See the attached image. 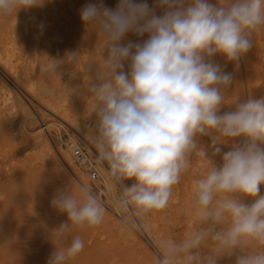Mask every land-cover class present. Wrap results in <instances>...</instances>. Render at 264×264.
Returning <instances> with one entry per match:
<instances>
[{"label":"clouds","instance_id":"clouds-1","mask_svg":"<svg viewBox=\"0 0 264 264\" xmlns=\"http://www.w3.org/2000/svg\"><path fill=\"white\" fill-rule=\"evenodd\" d=\"M48 2L0 0V16ZM80 19L98 55L87 66L90 140L120 189L112 203L121 230L135 229L130 217L167 208L195 158L202 166L189 194L192 226L156 236L152 264H264V96L229 99L233 76L213 60L238 63L249 52L264 29V0H94ZM81 54L47 56L41 70L75 67ZM51 205L67 222L50 232L61 246L54 243L47 264H70L85 244L75 235L65 245L67 234L100 226L106 207L87 185L57 190Z\"/></svg>","mask_w":264,"mask_h":264},{"label":"rangeland","instance_id":"rangeland-1","mask_svg":"<svg viewBox=\"0 0 264 264\" xmlns=\"http://www.w3.org/2000/svg\"><path fill=\"white\" fill-rule=\"evenodd\" d=\"M89 2L94 0H50L48 5L45 4L46 8L43 6L20 10V15L17 14L16 18L15 14L11 17L0 16L2 39L8 40L10 38L8 36L16 37L18 31H21L20 37L22 35L26 38L29 35L24 41L38 43L25 45L27 49L19 45L20 48L18 47L17 50L15 44L14 52L16 54L19 51L18 54H21L22 58L16 60L13 58V68L23 82L45 94L58 97L62 106L70 107L88 123L92 115V101L87 91V66L98 59L97 50H94L95 33L90 32L93 29L88 30L80 19V9ZM103 2L109 7H114L118 0H103ZM146 2L152 6L155 0H146ZM74 18L76 21L73 23ZM16 22L17 32H15ZM43 23V28L39 29ZM50 26L52 29L49 28ZM28 31L32 36L27 33ZM16 38L19 41L18 35ZM128 39L136 41L137 37L130 34ZM141 39H146V36ZM253 41V47L238 63L229 62L221 55L213 58L214 62L221 65L223 71L233 76L234 83L229 89V99L236 95H241L243 99L249 96L254 98L264 96V29L254 34ZM44 48H47L46 51ZM73 51H82L80 62L75 67L62 65L55 74L41 70L48 62V57L62 59L66 53ZM0 78L10 86L12 96L14 95L12 99H21L34 114L38 120L35 125L42 128L40 132L39 130L34 132L44 134L54 154L65 165V168L58 166L53 158L43 152L37 140L30 141L29 136L34 135V132L30 134L23 130L19 122V112L17 109L11 112L6 109L7 106L3 104L0 92V264H47L49 256L55 250L54 243L57 247L61 246V242L55 239L54 234L52 242L50 232L67 222L66 214L53 208L51 200L57 190L68 185L73 189L87 185L106 207L105 220L100 226L91 229H73L67 234V239L63 242L65 245L70 243L71 237L75 235H80L85 244L83 251L70 264H152L155 248L141 219L130 217L136 223L135 229L131 232L121 230V214L114 209L112 203L114 197L119 196V187L114 184L113 192L98 187L107 166L98 161V153L93 143L81 136L75 124L47 110L32 93L25 90L21 82L1 66ZM227 110L229 108L226 105L222 112ZM53 124L60 130L56 131ZM72 139L76 143L69 146L68 142ZM201 143L207 146L209 139L203 137ZM74 148H79L85 153L91 160V165L78 163L72 155ZM227 150V147L223 148V151ZM63 152L70 155L74 168H69L65 164ZM215 162L220 163L219 156L215 158ZM92 165L98 172V176L93 180L86 174V166ZM201 166L202 162L194 158L191 169L188 174L186 173L192 178L189 176L187 178L184 174L181 182L174 188L169 206L146 219L155 231L158 230V236L178 235L191 228L188 211L189 194L198 176L196 172L200 171ZM220 264H231V258H223Z\"/></svg>","mask_w":264,"mask_h":264},{"label":"bare ground","instance_id":"bare-ground-1","mask_svg":"<svg viewBox=\"0 0 264 264\" xmlns=\"http://www.w3.org/2000/svg\"><path fill=\"white\" fill-rule=\"evenodd\" d=\"M50 1V0H49ZM54 1V0H53ZM48 5V4H47ZM54 5V4H53ZM74 6V5H73ZM60 7V6H59ZM46 8V6L44 7ZM65 8V6H64ZM66 10V9H65ZM72 10V9H71ZM77 10V9H76ZM64 11V10H63ZM74 11V10H73ZM23 12V11H22ZM21 12V13H22ZM32 12V10H31ZM37 13V12H36ZM68 13V12H67ZM66 13V14H67ZM19 16L20 13L18 12L17 13ZM24 14V12L22 13ZM28 14V13H26ZM49 14V12H48ZM29 15V14H28ZM45 15V14H44ZM47 16V15H46ZM70 16V14H69ZM72 16V15H71ZM11 17V15H10ZM9 17V19H10ZM23 18V17H22ZM54 18V17H53ZM61 18V17H60ZM46 19L48 20V16L46 17ZM45 18L43 19L44 21L46 20ZM75 19V18H74ZM15 20V19H14ZM42 20V19H41ZM62 20V19H61ZM67 20V18H66ZM3 21V19H2ZM1 21V23H2ZM12 21H13V18H12ZM51 21V20H50ZM70 22H72L71 20H69ZM75 20H73V23H74ZM18 22V21H17ZM17 22H16V25H17ZM19 22H20V18H19ZM33 22V21H32ZM42 22V21H41ZM61 22V21H60ZM15 24V21L13 22ZM63 23H64V20H63ZM28 24V23H27ZM52 24V22H51ZM70 24V23H69ZM72 24V23H71ZM35 25H36V22H35ZM22 26V25H21ZM43 26H44V23H43ZM1 27V26H0ZM10 27V26H9ZM32 27H34L32 25ZM26 28V26H25ZM36 28V27H35ZM50 29H54V24L51 28V26L49 27ZM3 29V28H1ZM19 29H20V25H19ZM22 29V27H21ZM32 29V28H31ZM40 29V27H39ZM78 29V28H77ZM18 30V25H17V29L15 32H17ZM1 31V30H0ZM8 31V30H7ZM44 31V29H43ZM93 31V30H92ZM19 34L18 37H19V41L17 40V35L16 37L14 36H8L10 37L8 40H6L5 38L2 39V37L0 36V66L5 68L7 71L10 72V74L12 75V77H14L18 82H21L22 85L24 86L25 90H27L28 92L32 93L35 98H37L40 103H42L44 106H46V109L49 110L50 112H52L53 114H55L56 116H62L64 117L67 121L75 124L76 128L79 130L81 136L87 140V141H90V137L93 135V131L89 128V123L87 121H84L82 120L74 111L73 109L71 110L70 107L68 106H62L60 104V101H59V98L56 97V96H53L52 94H45V92L43 91H39V90H36L34 89L31 85H28L26 84V82L24 83L22 78H20V75L14 70V65H13V61L14 59H19L21 57V54H18L14 52V48H15V44H16V50L17 48L21 45L22 47L25 45L26 46H29V45H37L38 43L37 42H31V41H26L27 38L29 37H20V33L21 31H18ZM33 32V31H32ZM36 32V30H35ZM42 32V31H41ZM77 32V31H76ZM12 33V32H11ZM28 34L30 33L29 31L27 32ZM89 33V32H88ZM4 34V33H3ZM24 34V33H23ZM48 34H49V31H48ZM5 35V34H4ZM8 35V34H7ZM11 35V34H10ZM15 35V33H14ZM31 35V33H30ZM78 35V34H77ZM76 35V36H77ZM32 36V35H31ZM48 36V35H47ZM94 39V36L91 35ZM45 37V36H44ZM51 37V35H50ZM90 37V36H89ZM24 39H26L24 41ZM89 39V38H88ZM92 39V38H91ZM21 40V41H20ZM47 40V39H46ZM52 40V39H51ZM18 43V45H17ZM93 44H94V41H93ZM83 45V44H82ZM41 47V45H39ZM26 48V47H25ZM24 50V48H21ZM27 49V48H26ZM25 49V52L27 51ZM41 49V48H40ZM47 49V48H46ZM46 49L44 48V50L46 51ZM22 50V51H23ZM29 50V49H28ZM36 51V48L34 49ZM38 50V49H37ZM95 50V49H94ZM39 51V50H38ZM29 52V51H28ZM43 52V50H41V53ZM40 53V54H41ZM38 54V53H37ZM43 55V54H42ZM37 57V56H36ZM14 58V59H13ZM22 58V57H21ZM26 58V56L24 57ZM22 60V59H21ZM4 70V69H3ZM13 78V79H14ZM0 92H1V97H2V101L3 104L5 103L6 106H7V110L9 112L11 111H15L17 109V112H19V122L20 124L22 125L21 127H23V130L24 131H27L26 133H33L34 131L40 132V130L42 129L39 125H35L37 124V119L36 117L34 116V114L29 111L28 107L26 106V104L19 98H17L16 100H13V96H12V90L10 88V86L7 84V82L3 79V78H0ZM49 125V124H48ZM55 126V124H53ZM55 130L56 131H59V127L58 126H55ZM34 132V135H30L29 138H30V141H34V140H37L38 141V145H40L42 147V150L43 152H45L46 155L50 156L51 158H53L57 163H58V166L62 167V168H65V165L62 161H60V159H58V157L54 154V150L52 149V146L50 144V142L48 141V139L44 136L43 133H36ZM28 138V139H29ZM75 140L72 139L68 142L69 146H73L75 144ZM63 158H64V162L65 164L69 167V168H74V163L72 162V158L70 157V155L66 152H63ZM78 163L82 162V164H88V165H91V160L89 158L86 157V154L83 153V157L81 159H78L77 161ZM92 167H94L92 165ZM95 168V167H94ZM87 170V168H86ZM97 171V170H96ZM199 172V171H198ZM198 172H196L198 174ZM188 174V173H187ZM186 174V177L188 178ZM192 178V176H189ZM194 177V176H193ZM196 177V176H195ZM194 177V178H195ZM186 180V179H185ZM188 182V181H187ZM127 184H130L129 181H126ZM113 185H114V182L112 181L109 173H108V170L104 169L103 171V174H102V181L101 183L98 185V187H104V188H107L109 190H111L113 192ZM188 190V189H187ZM180 194V193H179ZM181 195V194H180ZM181 197V196H180ZM115 198V197H114ZM178 198V197H177ZM180 202H181V199H180ZM184 214V213H183ZM186 220V218H185ZM143 222V225L145 226V230L147 231L148 235L151 237L152 241L153 239L158 236V230L155 231V229L152 228L149 220H146V219H143L141 220ZM152 221V220H151ZM185 227V226H184ZM187 228V227H185ZM166 231V230H165ZM161 234V233H160ZM165 234V233H164ZM163 235V234H162Z\"/></svg>","mask_w":264,"mask_h":264},{"label":"built area","instance_id":"built-area-1","mask_svg":"<svg viewBox=\"0 0 264 264\" xmlns=\"http://www.w3.org/2000/svg\"><path fill=\"white\" fill-rule=\"evenodd\" d=\"M72 155L75 158V160L78 161V159H81L83 157V152L79 148H74L72 151ZM86 167H87L86 174L88 178L91 180L95 179L98 176V172L96 171V169L92 166H86Z\"/></svg>","mask_w":264,"mask_h":264}]
</instances>
